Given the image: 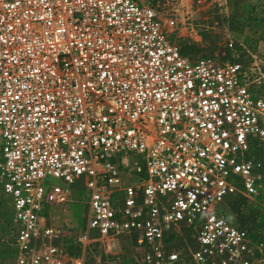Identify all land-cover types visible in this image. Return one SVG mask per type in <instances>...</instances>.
<instances>
[{"label":"built area","instance_id":"1","mask_svg":"<svg viewBox=\"0 0 264 264\" xmlns=\"http://www.w3.org/2000/svg\"><path fill=\"white\" fill-rule=\"evenodd\" d=\"M168 1L0 0V190L18 264L31 245L66 264L54 182L84 185L86 238L133 237L134 264H257L217 211L261 190L249 153L264 147V67L182 54L160 22Z\"/></svg>","mask_w":264,"mask_h":264},{"label":"rangeland","instance_id":"2","mask_svg":"<svg viewBox=\"0 0 264 264\" xmlns=\"http://www.w3.org/2000/svg\"><path fill=\"white\" fill-rule=\"evenodd\" d=\"M158 14L169 41L184 55L243 67L260 61L264 67V53L256 47L259 40L264 42V0H169L160 5ZM251 17L255 20H249ZM249 156L261 164L258 196H228L218 206L217 214L248 232L256 263L264 264V147H253ZM54 183L63 187L68 203L51 211L47 221L58 231L54 244L67 253L65 263L80 260L83 264H134L141 252L133 237L115 242L93 235L86 238L88 192L84 185ZM9 201L0 190V264H18L21 255ZM188 243L185 234L169 238V244L176 249H187ZM24 255L26 264H42L34 245Z\"/></svg>","mask_w":264,"mask_h":264},{"label":"crops","instance_id":"3","mask_svg":"<svg viewBox=\"0 0 264 264\" xmlns=\"http://www.w3.org/2000/svg\"><path fill=\"white\" fill-rule=\"evenodd\" d=\"M257 51L258 52H261V53H264V42L262 40H259L257 42Z\"/></svg>","mask_w":264,"mask_h":264},{"label":"trees","instance_id":"4","mask_svg":"<svg viewBox=\"0 0 264 264\" xmlns=\"http://www.w3.org/2000/svg\"><path fill=\"white\" fill-rule=\"evenodd\" d=\"M252 19H253V20H255V19H254V18H252V17H251V18H249V20H251V21H252ZM181 53H182V54H185V52H182V51H181Z\"/></svg>","mask_w":264,"mask_h":264}]
</instances>
